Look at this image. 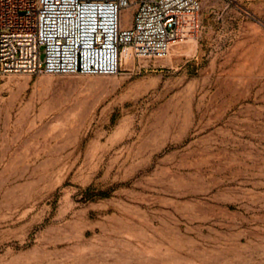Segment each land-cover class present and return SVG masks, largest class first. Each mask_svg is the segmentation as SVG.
<instances>
[{
    "label": "rangeland",
    "instance_id": "obj_1",
    "mask_svg": "<svg viewBox=\"0 0 264 264\" xmlns=\"http://www.w3.org/2000/svg\"><path fill=\"white\" fill-rule=\"evenodd\" d=\"M199 1L166 57L0 76V264H264V0Z\"/></svg>",
    "mask_w": 264,
    "mask_h": 264
},
{
    "label": "built area",
    "instance_id": "obj_2",
    "mask_svg": "<svg viewBox=\"0 0 264 264\" xmlns=\"http://www.w3.org/2000/svg\"><path fill=\"white\" fill-rule=\"evenodd\" d=\"M129 0H0V76L118 75L130 57H166L194 37L199 0H141L122 27Z\"/></svg>",
    "mask_w": 264,
    "mask_h": 264
},
{
    "label": "bare ground",
    "instance_id": "obj_3",
    "mask_svg": "<svg viewBox=\"0 0 264 264\" xmlns=\"http://www.w3.org/2000/svg\"><path fill=\"white\" fill-rule=\"evenodd\" d=\"M194 37L196 39V34H194ZM177 43V42H175ZM176 45V44H175ZM192 47V46H190ZM183 49V48H182ZM123 55L126 56V62H129L130 61V50L128 48H125L124 52H123ZM133 61V60H132ZM130 63V62H129ZM128 64V63H127Z\"/></svg>",
    "mask_w": 264,
    "mask_h": 264
}]
</instances>
